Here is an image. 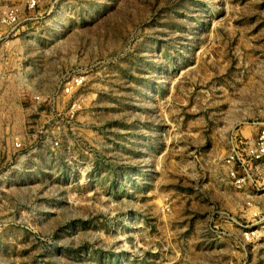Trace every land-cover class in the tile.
<instances>
[{
    "label": "rangeland",
    "instance_id": "rangeland-1",
    "mask_svg": "<svg viewBox=\"0 0 264 264\" xmlns=\"http://www.w3.org/2000/svg\"><path fill=\"white\" fill-rule=\"evenodd\" d=\"M263 132L264 0H0V264H264Z\"/></svg>",
    "mask_w": 264,
    "mask_h": 264
},
{
    "label": "built area",
    "instance_id": "built-area-1",
    "mask_svg": "<svg viewBox=\"0 0 264 264\" xmlns=\"http://www.w3.org/2000/svg\"><path fill=\"white\" fill-rule=\"evenodd\" d=\"M15 18V17H13ZM253 153L256 155V157H260L264 154V132L261 135L260 143L258 145V148L253 151Z\"/></svg>",
    "mask_w": 264,
    "mask_h": 264
}]
</instances>
